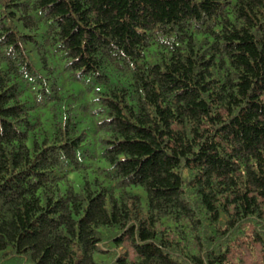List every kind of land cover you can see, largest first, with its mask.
I'll use <instances>...</instances> for the list:
<instances>
[{"label":"trees","instance_id":"obj_1","mask_svg":"<svg viewBox=\"0 0 264 264\" xmlns=\"http://www.w3.org/2000/svg\"><path fill=\"white\" fill-rule=\"evenodd\" d=\"M264 263V0H0V264Z\"/></svg>","mask_w":264,"mask_h":264},{"label":"rangeland","instance_id":"obj_2","mask_svg":"<svg viewBox=\"0 0 264 264\" xmlns=\"http://www.w3.org/2000/svg\"><path fill=\"white\" fill-rule=\"evenodd\" d=\"M255 227L248 224L239 236L232 242L229 259L233 262L246 264H264L262 258V244L254 240Z\"/></svg>","mask_w":264,"mask_h":264}]
</instances>
